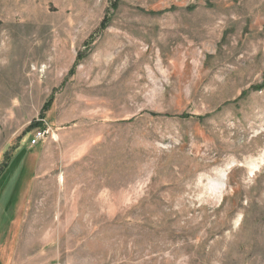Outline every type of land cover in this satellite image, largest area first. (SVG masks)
<instances>
[{
	"label": "rangeland",
	"instance_id": "1",
	"mask_svg": "<svg viewBox=\"0 0 264 264\" xmlns=\"http://www.w3.org/2000/svg\"><path fill=\"white\" fill-rule=\"evenodd\" d=\"M8 156L0 264H264V0H0Z\"/></svg>",
	"mask_w": 264,
	"mask_h": 264
},
{
	"label": "trees",
	"instance_id": "2",
	"mask_svg": "<svg viewBox=\"0 0 264 264\" xmlns=\"http://www.w3.org/2000/svg\"><path fill=\"white\" fill-rule=\"evenodd\" d=\"M37 130H42V129L37 128ZM37 130L35 129V131H37ZM34 135H35V132H34ZM9 159H10V157L8 156L7 158L4 159L3 164L0 165V176L5 173V171L8 169V167H10L9 162H8Z\"/></svg>",
	"mask_w": 264,
	"mask_h": 264
},
{
	"label": "built area",
	"instance_id": "3",
	"mask_svg": "<svg viewBox=\"0 0 264 264\" xmlns=\"http://www.w3.org/2000/svg\"><path fill=\"white\" fill-rule=\"evenodd\" d=\"M42 137H43V131H38L35 133L30 143L32 145H35Z\"/></svg>",
	"mask_w": 264,
	"mask_h": 264
}]
</instances>
